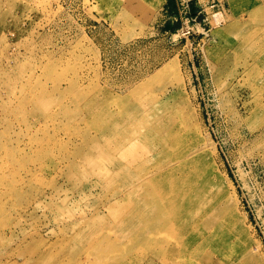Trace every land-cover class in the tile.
Returning a JSON list of instances; mask_svg holds the SVG:
<instances>
[{
  "label": "rangeland",
  "instance_id": "374dc122",
  "mask_svg": "<svg viewBox=\"0 0 264 264\" xmlns=\"http://www.w3.org/2000/svg\"><path fill=\"white\" fill-rule=\"evenodd\" d=\"M167 1L0 0V264H161L145 228L101 238L132 155L207 172L245 237L229 264H264V0ZM88 136L103 163L74 158Z\"/></svg>",
  "mask_w": 264,
  "mask_h": 264
},
{
  "label": "bare ground",
  "instance_id": "6f19581e",
  "mask_svg": "<svg viewBox=\"0 0 264 264\" xmlns=\"http://www.w3.org/2000/svg\"><path fill=\"white\" fill-rule=\"evenodd\" d=\"M88 109L100 110L95 107ZM139 110L122 112L120 109L119 116L112 115L115 120L113 124L116 125L120 118H125L127 123H133L134 114ZM133 126L129 130L132 135L138 132V128ZM114 127L115 132L110 131V136H125L122 130L119 132L118 126ZM148 132L152 133L153 129L148 127ZM139 134L141 132L136 136ZM103 135H106V131L102 132L101 136ZM100 138L94 136L83 138L76 148L78 150L73 152L74 158L86 162L90 157L95 156L96 160L103 163L104 157L97 153L100 148ZM130 141L131 139L128 142L122 141L116 150L123 152V156L128 155L126 152L128 149L123 146ZM136 142L140 145V139L134 138L131 145ZM150 148L152 153H157L156 145H151ZM133 156L131 165L135 169L131 175L115 176L121 184L119 190L124 195L122 199L116 198V205H113L109 212L110 219H114L116 225L105 230L101 238L121 241L126 236L128 238L133 231L141 230L142 233L145 228L143 237L152 242L150 254L158 258L161 264H229V254L236 252L241 242L245 241V237L237 225L236 214L225 203V193L219 188L212 187L207 172L200 171L195 179L188 175L186 178H178L174 173L176 168L169 170L167 165L144 167L149 160L136 163L138 161ZM83 165L88 163H69L70 167ZM115 165L119 164L115 163ZM84 169L88 172V167ZM65 176L71 179L70 175L65 174ZM107 176L102 173L97 174L95 183L101 187L110 184L112 180ZM149 177L151 178L147 179ZM195 180L198 181L192 184ZM140 223L144 224L142 228ZM122 226H124L123 230ZM91 232L90 227H87L84 234L90 235ZM139 237L138 232L130 245L138 241ZM54 257L46 262L54 263ZM93 259L106 264L123 263V259L107 253L96 254ZM68 264H84V262L76 260L68 261Z\"/></svg>",
  "mask_w": 264,
  "mask_h": 264
},
{
  "label": "trees",
  "instance_id": "16d2710c",
  "mask_svg": "<svg viewBox=\"0 0 264 264\" xmlns=\"http://www.w3.org/2000/svg\"><path fill=\"white\" fill-rule=\"evenodd\" d=\"M168 1H170V0H168ZM166 6L168 7V10H169L170 15H172L174 13L173 10H172V8H169V5H166Z\"/></svg>",
  "mask_w": 264,
  "mask_h": 264
},
{
  "label": "built area",
  "instance_id": "2783aa9c",
  "mask_svg": "<svg viewBox=\"0 0 264 264\" xmlns=\"http://www.w3.org/2000/svg\"><path fill=\"white\" fill-rule=\"evenodd\" d=\"M188 33V31H186Z\"/></svg>",
  "mask_w": 264,
  "mask_h": 264
}]
</instances>
